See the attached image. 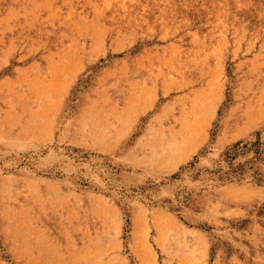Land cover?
<instances>
[{"label": "rangeland", "instance_id": "rangeland-1", "mask_svg": "<svg viewBox=\"0 0 264 264\" xmlns=\"http://www.w3.org/2000/svg\"><path fill=\"white\" fill-rule=\"evenodd\" d=\"M0 264H264V0H0Z\"/></svg>", "mask_w": 264, "mask_h": 264}, {"label": "bare ground", "instance_id": "bare-ground-1", "mask_svg": "<svg viewBox=\"0 0 264 264\" xmlns=\"http://www.w3.org/2000/svg\"><path fill=\"white\" fill-rule=\"evenodd\" d=\"M206 95V94H205ZM200 97V96H199ZM202 98V97H201ZM191 102H192V110L191 111H193L194 113H195V111H197V109L195 108V105H196V98H192V100H191ZM201 105H203V104H201ZM206 107L208 108V107H210V105H206ZM202 108V107H201ZM199 109V108H198ZM203 109H204V107H203ZM189 110V109H188ZM206 111H201V112H199V113H197V114H195V117H196V120H195V128H193V134H192V136H193V139H197L200 135H198V132H199V129L201 130V128L202 127H204V125H205V120H206ZM206 115V116H205ZM194 120V119H193ZM192 126H193V124H192ZM195 129V130H194ZM203 130V129H202ZM201 130V131H202ZM192 141V140H191ZM187 144V143H186ZM185 153V152H184ZM180 155H183V154H180ZM186 155V154H185ZM181 158V157H180ZM183 158V157H182Z\"/></svg>", "mask_w": 264, "mask_h": 264}, {"label": "crops", "instance_id": "crops-1", "mask_svg": "<svg viewBox=\"0 0 264 264\" xmlns=\"http://www.w3.org/2000/svg\"><path fill=\"white\" fill-rule=\"evenodd\" d=\"M207 119H208V116L206 117L205 124L208 122V120H207Z\"/></svg>", "mask_w": 264, "mask_h": 264}, {"label": "trees", "instance_id": "trees-1", "mask_svg": "<svg viewBox=\"0 0 264 264\" xmlns=\"http://www.w3.org/2000/svg\"><path fill=\"white\" fill-rule=\"evenodd\" d=\"M255 153H257V154H258V150H257V149H256Z\"/></svg>", "mask_w": 264, "mask_h": 264}]
</instances>
